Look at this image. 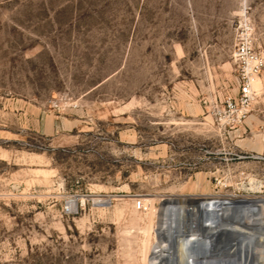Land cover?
<instances>
[{
    "label": "rangeland",
    "instance_id": "1",
    "mask_svg": "<svg viewBox=\"0 0 264 264\" xmlns=\"http://www.w3.org/2000/svg\"><path fill=\"white\" fill-rule=\"evenodd\" d=\"M242 34L264 58V0H0V264H213L220 201L264 196Z\"/></svg>",
    "mask_w": 264,
    "mask_h": 264
},
{
    "label": "bare ground",
    "instance_id": "2",
    "mask_svg": "<svg viewBox=\"0 0 264 264\" xmlns=\"http://www.w3.org/2000/svg\"><path fill=\"white\" fill-rule=\"evenodd\" d=\"M261 87V79L255 77L252 82V92ZM223 199L220 202L225 203L226 209L221 216L217 215L221 226L216 224L214 237H211V226L207 220L204 234L198 238V240H207L208 243L212 242L211 247L214 253L209 259L213 258V264H264V196H232ZM169 202V199L161 200L159 204L161 211ZM159 224H157V233L161 234V230H158ZM171 240H177L176 236H173ZM201 242L198 245L199 255ZM194 264H199L195 258Z\"/></svg>",
    "mask_w": 264,
    "mask_h": 264
},
{
    "label": "built area",
    "instance_id": "3",
    "mask_svg": "<svg viewBox=\"0 0 264 264\" xmlns=\"http://www.w3.org/2000/svg\"><path fill=\"white\" fill-rule=\"evenodd\" d=\"M234 59L237 64L239 74L240 82L238 91L240 100L247 101L252 96V82L254 78L260 74L264 66V58L254 49L252 40L248 37V35L242 34L240 36V41L236 44L234 50ZM225 107L226 110L231 113L235 111L241 112L237 106V102L231 99L226 101ZM240 118V114L237 113L233 122L236 123L240 121Z\"/></svg>",
    "mask_w": 264,
    "mask_h": 264
}]
</instances>
